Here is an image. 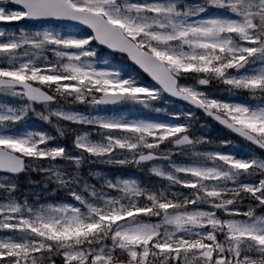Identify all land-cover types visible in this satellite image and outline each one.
<instances>
[{"label": "snow or ice", "instance_id": "1", "mask_svg": "<svg viewBox=\"0 0 264 264\" xmlns=\"http://www.w3.org/2000/svg\"><path fill=\"white\" fill-rule=\"evenodd\" d=\"M0 264H264V0H0Z\"/></svg>", "mask_w": 264, "mask_h": 264}, {"label": "rangeland", "instance_id": "2", "mask_svg": "<svg viewBox=\"0 0 264 264\" xmlns=\"http://www.w3.org/2000/svg\"><path fill=\"white\" fill-rule=\"evenodd\" d=\"M208 129H210V128H208Z\"/></svg>", "mask_w": 264, "mask_h": 264}]
</instances>
